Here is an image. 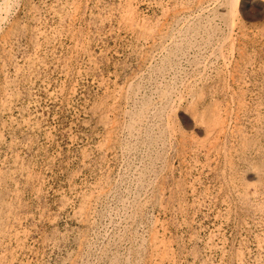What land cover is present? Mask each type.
<instances>
[{"label": "rangeland", "instance_id": "rangeland-1", "mask_svg": "<svg viewBox=\"0 0 264 264\" xmlns=\"http://www.w3.org/2000/svg\"><path fill=\"white\" fill-rule=\"evenodd\" d=\"M0 264H264V0H0Z\"/></svg>", "mask_w": 264, "mask_h": 264}, {"label": "bare ground", "instance_id": "bare-ground-1", "mask_svg": "<svg viewBox=\"0 0 264 264\" xmlns=\"http://www.w3.org/2000/svg\"><path fill=\"white\" fill-rule=\"evenodd\" d=\"M237 2V1H236ZM230 11V10H229ZM231 29V28H230ZM182 32V31H181ZM232 33V32H231ZM171 38V37H170ZM224 41V40H223ZM217 49V48H216ZM197 77V76H196ZM219 136V135H218ZM223 137V136H222Z\"/></svg>", "mask_w": 264, "mask_h": 264}]
</instances>
